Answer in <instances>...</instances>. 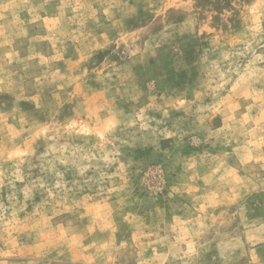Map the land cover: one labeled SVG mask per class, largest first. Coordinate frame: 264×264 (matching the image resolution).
Listing matches in <instances>:
<instances>
[{
	"label": "clouds",
	"instance_id": "9594fccd",
	"mask_svg": "<svg viewBox=\"0 0 264 264\" xmlns=\"http://www.w3.org/2000/svg\"><path fill=\"white\" fill-rule=\"evenodd\" d=\"M0 264H264V0H0Z\"/></svg>",
	"mask_w": 264,
	"mask_h": 264
}]
</instances>
